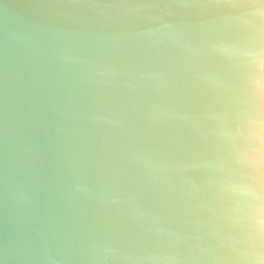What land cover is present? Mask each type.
I'll return each instance as SVG.
<instances>
[{"label":"water","instance_id":"1","mask_svg":"<svg viewBox=\"0 0 264 264\" xmlns=\"http://www.w3.org/2000/svg\"><path fill=\"white\" fill-rule=\"evenodd\" d=\"M0 264H264V0H0Z\"/></svg>","mask_w":264,"mask_h":264}]
</instances>
